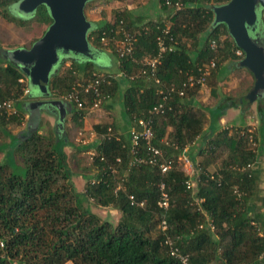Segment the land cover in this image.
I'll return each mask as SVG.
<instances>
[{"label": "trees", "instance_id": "1", "mask_svg": "<svg viewBox=\"0 0 264 264\" xmlns=\"http://www.w3.org/2000/svg\"><path fill=\"white\" fill-rule=\"evenodd\" d=\"M20 1L0 0V18L21 28L52 23L44 5L19 14ZM155 1L168 16L137 17L125 8L115 10L112 21L102 16L91 22L87 42L94 60L66 57L49 78L52 99L64 101L78 90L82 107L67 104L71 122L80 128L88 110L113 99L120 89V81L109 75L113 62L124 74V129L119 133L114 123L91 127L96 140L82 148L93 151V173L84 176L82 191L72 181L65 151L72 143L66 134L51 129L44 135L39 128L19 137L11 133V126L24 122L29 83L0 55V103L13 101L17 108L13 115L0 112V264H264V188L258 196L261 179L253 168L262 154L264 97L256 100V134L244 125L218 128V114L187 103L203 84L183 88L189 75L198 77V68L213 59L215 67L204 81L213 96L228 65L235 67L243 58V53L236 55L225 25L214 23L213 8L230 0ZM263 11L259 34L264 39ZM125 35L135 39L128 53L120 47ZM158 37L165 47L160 56ZM103 57L108 66L99 63ZM156 57L159 83L144 64ZM99 79L96 92L81 90ZM171 86L183 89V95L171 93L164 112L151 115L162 100L159 91ZM245 96L234 105L245 110L248 104L240 102ZM231 100L223 96L219 109ZM146 123L152 137L133 146L131 130L141 131ZM195 142L196 157L188 149ZM148 147L160 150L161 157H154L153 164L135 162L153 156ZM187 151L196 172L192 188L186 187L190 179L177 161ZM163 162H171L166 172L159 167ZM163 194L166 208L160 206ZM91 204L116 210L119 221L102 220L91 212ZM159 223L163 231L157 230Z\"/></svg>", "mask_w": 264, "mask_h": 264}, {"label": "water", "instance_id": "2", "mask_svg": "<svg viewBox=\"0 0 264 264\" xmlns=\"http://www.w3.org/2000/svg\"><path fill=\"white\" fill-rule=\"evenodd\" d=\"M91 0H21L16 9L21 15H29L44 5L52 23L43 35L29 48L5 51L6 60L17 66L27 78L30 86L26 109L56 113V126L61 127L71 107L61 99H52L47 84L56 73L63 58L73 56L80 61L94 60V54L87 42V33L92 27L84 15V7ZM264 0H230L213 8L214 23H222L234 44L243 53L237 64L246 69L254 79L253 86L240 100L247 105L264 97V46L259 34L260 12Z\"/></svg>", "mask_w": 264, "mask_h": 264}, {"label": "rangeland", "instance_id": "3", "mask_svg": "<svg viewBox=\"0 0 264 264\" xmlns=\"http://www.w3.org/2000/svg\"><path fill=\"white\" fill-rule=\"evenodd\" d=\"M125 8L136 10L139 15H143L148 19H155L157 18V16H168V13L166 11H163L158 7L155 0H93L89 2L84 8V15L89 22L99 20L100 18H102V16H104L107 21H112L114 11L123 10ZM262 18L264 19V11ZM46 29L47 26L38 25L35 22L30 23L28 28H21L0 18V55L2 54L3 58L5 59V51H12L17 48H29L36 39H39L43 35ZM105 61L106 58L103 57L102 63H104ZM112 71L113 72H109L110 76H114L116 74L115 70L112 69ZM253 82L254 79L252 75L246 69L241 67H233L230 74L227 75L226 82L220 83L216 90L218 94H227L224 96L230 97L232 99L231 102H229L223 110L222 108L219 109L218 107L220 101L223 99V96L218 100L215 106L208 107L213 100L211 99V93H209L205 84L202 85L201 93H199L197 100L200 104L207 106L205 109L208 110V113L210 111L213 114H218V116L216 117V124L218 128H221V126L223 125H244L257 134L259 128V120L256 113V100L258 98L249 103L246 106L245 110L241 108L240 105H234L235 101H238L239 97L241 98L248 93V91L253 86ZM105 104L106 102H103L97 107H93L92 109L88 110V113L85 117L86 120L80 128L76 127L71 122L70 112L67 113L60 129L63 134H66L68 140L72 143V146L66 147L65 151L69 155V164L71 167V171L74 174L72 176V181L77 191L83 190L85 184L84 176L88 177L89 174L93 173L90 169L93 151H85L82 147H84L85 145H90L96 140V136L91 129L94 123L104 122L105 118L110 116V114H108L109 111H106L105 109ZM41 112L44 113L43 117L41 118L40 132L41 134L46 135L53 128L55 120L51 116V122H48V120L46 119L47 115L45 114L46 111L41 110ZM111 113L113 114L111 118L115 120L116 122H114L116 123V125H118L123 130L124 125L122 124V122L118 121V110L114 108L111 110ZM17 130L18 129H16V131ZM10 131L13 133L15 132L16 134L15 127H12ZM3 139L4 138H2L1 135L0 141H2ZM262 146L263 152L259 157L260 164L258 165V168L260 169L264 168V141ZM79 149L81 151H78ZM187 153H189V151L183 153V155H181L180 159H177V161L188 178L191 181H194L193 178L196 176V172L194 166L189 160V156L187 155ZM256 167L257 165L255 166V168ZM261 177V191L260 193H258V196L262 195V191L264 188V175H261ZM161 204L162 203L160 202V206ZM91 205V212L99 216L102 220H107L112 224H116L119 221L120 214L116 210L110 207H99L94 206L93 204ZM157 230H164L163 223H159L157 225Z\"/></svg>", "mask_w": 264, "mask_h": 264}, {"label": "built area", "instance_id": "4", "mask_svg": "<svg viewBox=\"0 0 264 264\" xmlns=\"http://www.w3.org/2000/svg\"><path fill=\"white\" fill-rule=\"evenodd\" d=\"M180 7H181V4L179 2H176L175 3L176 10H179ZM165 33H167V31ZM134 40H135L134 38H132V37H130L128 35H125L124 41H122L120 43V47L122 49L121 52L122 53L130 52L132 50ZM163 41L164 40L162 39V37H158L157 38L158 46H159V49H160L158 56H160V53H162L165 50ZM210 47L212 49L216 48L214 43H211ZM169 50H174V46H170ZM236 55L242 56V51L240 49L236 50ZM159 60H160L159 57H156L154 59H145L144 60V64L151 68V75H152V78L154 79L155 83H159L158 79L156 78V76L154 74L155 68H156L157 64H159V62H160ZM214 67H215V61L213 59H211L205 66L198 68V73H200L198 77H195L193 75H189L188 76L187 81L185 83H183V88L185 89V88H188V87H192L194 85H202V84H204L205 77L207 75H209L211 69H213ZM142 72L145 73L144 70ZM105 78L106 77H103V79L101 78L102 81ZM99 82H100V79L99 80H95L93 83H89L87 85L82 86L81 90L83 92H85V93H87L90 90H93L94 92H96ZM175 91H176V93H178L179 96H182L183 93H184L183 89L177 92V90H176V88L174 86L169 87V91L166 90L164 92L163 90H160L159 93L163 96L162 100H161V102L159 104H157L156 106H154L152 108V110L150 111V114L151 115H158V114L163 113L166 101L168 100L170 94L174 93ZM24 93L26 94V93H28V91L25 89ZM64 101L66 103L74 104L78 108L82 107V104H81V102H80V100L78 98V90H74L72 93L67 95L64 98ZM94 107H97V106L95 105ZM0 112H5L8 115H13V114H16L17 111L14 108L13 101H6V102L0 103ZM148 123H149V121H148ZM148 123H146L145 125L143 124L144 128L141 131L131 130L130 135H131V143H132L133 146L137 145V142L140 139L146 140L148 142L150 140V138L152 137L151 129L148 126ZM148 150L153 155L151 158H149L148 160H145V159H142V158H138V159L135 160V162L153 164L154 163V157H156V156L161 157V155H162L161 151L156 149V148L148 147ZM170 163L171 162H163V163H161L159 165V167L161 169V172H166L169 169V167H170ZM193 186H194V182L193 181L188 180L186 182V187L187 188H192ZM161 203H162L161 206L163 205L162 207H164V208L167 207L166 195H164V194H163V199H162ZM182 261L184 262L185 260L182 259Z\"/></svg>", "mask_w": 264, "mask_h": 264}, {"label": "crops", "instance_id": "5", "mask_svg": "<svg viewBox=\"0 0 264 264\" xmlns=\"http://www.w3.org/2000/svg\"><path fill=\"white\" fill-rule=\"evenodd\" d=\"M128 9V8H127ZM130 10H131V12L135 15V16H142L143 17V15H139L138 14V12H136V10H133V9H131L130 8ZM147 18V17H146ZM100 64H103L104 66L106 65V66H108V64H109V60H107L106 59V61L104 62V63H102V60H101V62H99ZM114 63V68H113V70H115V75H114V78L115 79H117L118 81H120V89H119V91L116 93V95H115V97L113 98V99H110V100H108L107 102H106V104H105V109H106V111H109V113L108 114H110V116H108L107 118H105V120H104V122H95V123H114L115 124V126H116V129H117V131H119V133H121L123 130H122V128H120L118 125H116V121L115 120H113L111 117L113 116V114L111 113V110L112 109H117L118 110V114H119V120L118 121H120V122H122V124L124 125L125 124V122H124V120H123V117H122V111H123V107H122V94H123V92H124V90H125V88H126V81L122 78V76H124V74H122V72H120V71H118L117 70V63L116 62H113ZM235 67H238V66H235ZM232 68H233V66L230 64V65H228V69H227V73H225L224 74V79L222 80V82L221 83H224V82H226V79H227V75L228 74H230V72L232 71ZM229 77H230V75H229ZM253 77V76H252ZM145 83H148L147 81H145ZM220 84V83H219ZM219 84H218V86H219ZM207 88V87H206ZM208 89V88H207ZM26 90L28 91V93H29V91L31 90L30 89V86L29 87H27L26 88ZM217 90V89H216ZM208 91H209V93H210V90L208 89ZM28 93H24V104L22 105V108L24 109V112H25V114H24V122L21 124V127H19V128H17V127H15V131H16V129H18L17 131H16V134H15V132L13 133V132H11L13 135H15V136H17V137H19V136H21V135H23L25 132H27V131H35V130H37L38 128L40 129L39 130V133H41L40 131H41V118L43 117V113L44 112H41V111H39V112H33V113H30L27 109H26V103L28 102V101H30V98L28 97ZM199 93H201V90L199 91ZM199 93H198V95H199ZM198 95L196 96V98L193 100V99H191V100H188L187 101V103H189V104H192V103H195V104H197V105H199L200 103L198 102V100H197V97H198ZM224 95H227V94H218L216 91H215V95H211V99L213 100H211L212 102H211V104H209V106L208 107H213V106H215L216 105V103L218 102V100L220 99V98H222V96H224ZM240 98V97H239ZM201 106H203V107H207V106H204V105H202V104H200ZM14 108H15V110L17 111V108L14 106ZM46 115H47V120H48V122H51V116H52V118H54V125H53V128L52 129H54L55 131H61L60 129L61 128H58L55 124H57V122H56V113L54 112V114L52 113H48V112H46L45 113ZM85 120H86V118H85ZM115 121V122H114ZM94 123V124H95ZM125 126V125H124ZM12 127H14V126H11L10 128H12ZM226 127H232V126H230V125H228V126H221V128H226ZM57 128V129H56ZM120 128V129H119ZM7 142H9V141H7ZM93 143V142H92ZM85 146H89V145H85ZM84 146V147H85ZM195 147H197V142H195L194 144H192V146H190L189 147V149L191 148V150H194L195 151ZM261 148L263 147V146H260ZM263 149V148H262ZM193 151V154H194V156L196 155V151L194 152ZM262 152H263V150H262ZM196 157V156H195ZM260 163H259V160L254 164L255 166L257 165V167L255 168V166H253V168H254V171L256 172V173H258V175H259V177H260V179H262V177H261V175H264V168H262V169H260V168H258V165H259ZM261 187V186H260Z\"/></svg>", "mask_w": 264, "mask_h": 264}, {"label": "flooded vegetation", "instance_id": "6", "mask_svg": "<svg viewBox=\"0 0 264 264\" xmlns=\"http://www.w3.org/2000/svg\"><path fill=\"white\" fill-rule=\"evenodd\" d=\"M260 39H261L262 45L264 46V39L261 36H260ZM30 100H34V99H30ZM58 128H61V127H58Z\"/></svg>", "mask_w": 264, "mask_h": 264}]
</instances>
